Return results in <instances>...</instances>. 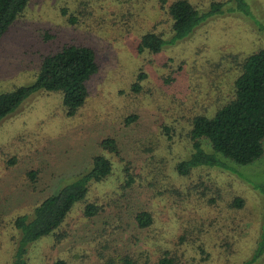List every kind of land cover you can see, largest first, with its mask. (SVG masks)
Listing matches in <instances>:
<instances>
[{"label": "rangeland", "instance_id": "374dc122", "mask_svg": "<svg viewBox=\"0 0 264 264\" xmlns=\"http://www.w3.org/2000/svg\"><path fill=\"white\" fill-rule=\"evenodd\" d=\"M188 1L206 10L210 2L227 0ZM244 3V10L229 11L227 2L157 52H137L134 46L146 29L170 35L169 16L158 0L27 1L0 36V90L29 83L38 59L64 42L92 47L98 69L88 78V94L74 116L62 113L59 92L33 91L0 118V264H9L13 251L10 218L28 213L87 169L100 152L97 141L107 134L118 148L109 155L111 172L91 182L85 195L103 208L85 218L84 202H75L59 226L64 237L34 241L26 264H51L57 257L66 264H100L105 242L135 254L144 248L148 262L163 247L180 264L189 259L237 264L250 256L261 233L262 196L252 182L264 180V138L261 155L231 163L235 169L203 167L188 175L174 169L190 152L191 116L212 112L226 97L235 71L227 55L264 47V0ZM60 6L67 7L65 14ZM70 12L76 14L74 23L65 18ZM140 69L142 89L132 92L129 83ZM131 112L137 117L124 123ZM10 156L14 160L7 164ZM29 169L36 171L33 181ZM128 174L133 180L120 187ZM234 194L243 197L242 206L228 204ZM139 208L149 210L154 221L143 233L131 217ZM250 264H264V249Z\"/></svg>", "mask_w": 264, "mask_h": 264}, {"label": "trees", "instance_id": "16d2710c", "mask_svg": "<svg viewBox=\"0 0 264 264\" xmlns=\"http://www.w3.org/2000/svg\"><path fill=\"white\" fill-rule=\"evenodd\" d=\"M28 0H0V36L22 13ZM165 6L169 16L170 35L161 36L154 30L143 31L134 46L137 52L148 50L159 51L165 44H172L187 34L192 27L207 15L218 12L228 2L226 10H244V0H227L210 2L206 10L196 8L188 0H158ZM82 6V4H81ZM66 6H60L65 14ZM75 12H79L77 8ZM69 23L76 21L75 13L65 15ZM51 51V50H49ZM47 52V51H46ZM234 64L231 85L224 101L212 112H200L191 116L187 137L190 152L185 158L179 159L174 169L178 175H188L196 168L217 167L232 170L233 164H245L258 158L262 153L264 138V47L238 56L236 53L227 55ZM222 58V56H221ZM98 69L95 51L92 47L74 42H64L54 51L43 54L38 59L37 70L29 83L15 84L9 89L0 90V118L13 111L19 103L33 91L59 92L62 113L72 117L84 103L88 94L87 80ZM144 72L140 69L129 83V89L137 92L142 89L141 81ZM80 109V108H79ZM137 117L135 112L124 116V123ZM100 152L93 154L89 167L56 191L50 192L37 201L27 213H18L10 218L13 231L9 236L14 242L9 264H26V253L34 241L50 236L58 241L66 234L59 226L75 202L83 201L82 213L85 218L99 214L103 206L95 201L85 200L91 182H100L108 177L112 169L110 153H116L117 143L112 135L102 136L97 141ZM14 156H10L7 164H12ZM202 166V167H201ZM126 168V167H125ZM235 169V168H234ZM29 180L33 181L36 171H27ZM131 176L128 174L123 184L129 185ZM252 187L261 194L262 220L261 233L256 247L250 256L237 264H250L264 249V180L253 181ZM243 197L234 194L228 204L233 207L243 205ZM135 225L145 231L153 221V215L145 208L132 211ZM121 224V223H120ZM185 236V231L177 235V239ZM136 237H134L135 239ZM99 251L100 264H180L176 254L167 247L160 250L155 260L148 262L146 249L140 248L135 254L124 245L114 242L102 243ZM203 248L199 246V252ZM141 257V260H139ZM51 264H66L64 258L57 257ZM183 264H198L189 259Z\"/></svg>", "mask_w": 264, "mask_h": 264}]
</instances>
